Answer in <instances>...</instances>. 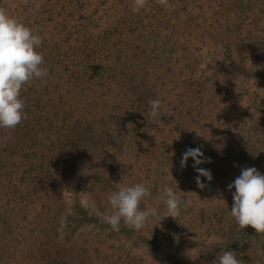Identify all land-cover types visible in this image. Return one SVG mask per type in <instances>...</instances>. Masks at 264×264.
Instances as JSON below:
<instances>
[{
  "label": "trees",
  "instance_id": "16d2710c",
  "mask_svg": "<svg viewBox=\"0 0 264 264\" xmlns=\"http://www.w3.org/2000/svg\"><path fill=\"white\" fill-rule=\"evenodd\" d=\"M182 1L192 2L190 10L189 5L182 4L181 10L175 7L170 11L158 7L159 3H155L157 10L150 15L145 9L137 13L126 9L125 17L119 20L121 24L103 29H100L101 18L93 17L95 12L82 14L83 0L55 3L39 0L35 19H31L32 14L28 17L29 8H24L26 15L18 21L30 29L46 21L56 22L59 29L56 39L39 35L42 45L37 51L44 57L42 67L48 75L22 89L27 118L9 130V138L0 135V189L3 191V194L0 192V264H103L105 261V264H119L115 247L105 258L99 251L95 256L89 255L82 249L77 250L73 235L85 226L126 237L135 233L123 221L119 232L113 231L98 216V213L110 214L109 194L120 188L127 175L130 177L127 172L134 168L132 154L128 152L133 149L128 142L130 137L132 143L140 140L152 146L153 141L147 140H157L156 134L164 136L169 130L171 135L178 132L185 135L191 123L196 122L201 133L185 140L184 150L199 149L203 153L205 162L198 167L210 171L212 176L211 181L200 177L203 189L212 194L207 198L214 199L217 190L214 184L219 182L228 188L241 175L233 168L236 160L245 156L236 153L237 146L228 141L248 135L249 128L238 124L233 128L234 123L225 115L222 105L232 97L229 92L238 86L237 81L252 74L240 60L241 56L236 60L228 56L227 61L224 59L226 51L232 57L238 52L245 53L249 40L254 51L262 50L264 0ZM58 8L62 12L57 13ZM64 14L76 20L75 25L64 24L69 20L58 22ZM249 16H254L256 35L248 30ZM130 17H134L131 24L126 21ZM95 28L99 30L91 34ZM205 33L213 36V41L224 44L210 59V64L203 63L206 57H200L198 52H190L192 48L198 50V39L205 37ZM189 57L193 61L183 63ZM180 65L182 68L176 77L181 88L176 93L179 103L174 101L166 109L160 100V114L147 115L149 102L159 99L162 88V95L170 94V75L178 72L176 68ZM207 104L212 106L209 111ZM202 119L208 122L203 124ZM251 122H248L250 128L257 126L256 118ZM152 124L157 128L153 135ZM162 144L164 152L167 151L169 143L164 139ZM135 154L143 156L138 151ZM248 158V164L252 165L249 167L264 175L262 160H254V151L248 152ZM166 161L167 164L158 167L161 177L153 180L152 196L156 200L164 187L174 188L177 184L176 161L170 158ZM188 161L191 173L198 174L193 167L195 161L191 157ZM70 178L79 182L78 189L86 192L88 203L76 202L73 208L79 214L75 220L78 227H72V236L66 239L59 232L60 219L63 216L70 221L72 209L61 207L58 209L61 211H55L49 204L54 203L53 194L72 181ZM40 205L56 213L50 227L41 223L40 218L48 214L36 211ZM95 229H90L87 236ZM27 231L31 233L29 238ZM38 238L40 241H32ZM247 248L248 245L240 243L232 251L243 260L241 255ZM250 258H255L251 264H264V256Z\"/></svg>",
  "mask_w": 264,
  "mask_h": 264
},
{
  "label": "rangeland",
  "instance_id": "374dc122",
  "mask_svg": "<svg viewBox=\"0 0 264 264\" xmlns=\"http://www.w3.org/2000/svg\"><path fill=\"white\" fill-rule=\"evenodd\" d=\"M38 1L39 0H0V8L5 9L11 17L18 20L24 19L26 15L24 8L28 7L29 13L27 16L29 17V14H32L31 19H35ZM56 1L57 0H51V2L54 3ZM168 2L170 7L165 8L158 0H146V5L143 9L150 15L157 10L155 3L160 4L158 7L170 11L171 8L175 7L176 10H181L182 4L189 5V10L192 6L191 1L168 0ZM134 7L135 0H83V6L80 11L82 10L81 12L83 15H90L92 12H95L93 17H95L96 20L101 18L102 26L100 29H103L111 24H121L119 20L125 17L126 9H130L134 13H137V11L133 10ZM168 10L167 12H170ZM56 11L57 13L62 12L60 8ZM184 15L186 16V14L181 13V16ZM252 17L247 21V23H249L248 30L251 31L253 35H256V28L252 23ZM60 18L63 19L58 20L60 23L64 22V20H69L65 21L64 24L70 22V27L71 24L75 25L76 20L74 22L71 16L69 17L64 14V16ZM133 20L134 17H130L126 21L131 24ZM85 21L87 22L88 19ZM35 25L36 24L32 27L34 34L42 35L46 39L49 37L56 39L58 37L59 28L56 27V22L49 23L46 21L40 25ZM79 25H81L80 27L83 26L82 23H79ZM119 29L122 30V28ZM98 30L99 29L95 28L94 31L91 30L90 32L95 35ZM120 30L116 35L119 36L121 34ZM206 30L205 28L204 31ZM212 37L205 33V37L198 39V50L194 51V48L190 50L191 54H196L198 52V55H201L200 57H206L203 61V63L207 62L206 64H210V59L214 58L217 50L224 45L213 41ZM195 43L197 44V41H195ZM250 43L251 40H249V44ZM249 44L247 45L248 48L245 53L238 52L233 54V57L226 51L224 59V61H227L228 56L236 60L240 59L241 56L240 60L244 62V65L249 68L252 74L246 77L245 80L237 81L238 86L233 87L229 92L232 97L226 99L225 103L222 105L225 110V115L234 123L233 128L237 124L249 128H247V131H249L248 135L234 138L233 141H228L229 144L232 145L233 143L237 146L236 153L244 154L245 156V159L238 158L239 160H236L233 171L236 170L237 174H241L243 168L252 166L248 164L249 151H254L255 159H253L256 161L262 160L260 165L264 166V47H262V50L257 49L258 52H256ZM256 55L258 57H256ZM192 59L193 57H189L186 61L184 60L183 63L187 61L192 62ZM181 68L182 65L176 68L178 72L176 71L174 75H170L168 81V89L171 91L170 94L167 96L162 95L163 88L158 94L159 100H163V105L166 104V109L169 108L170 103L174 101L179 103L176 98V93L181 92V88L178 87L179 84L176 82V77L179 75L178 73ZM211 108L212 106L206 105L208 111ZM240 118H244V120L241 122ZM252 118L257 119V126L250 128L248 125L252 123ZM202 122L206 124L208 120L202 119ZM189 128L190 129H188L185 135L179 132L171 135L169 130H167L164 133L165 135L161 136L160 134H156L157 128L152 124L150 127L151 135L156 134L158 137L157 140H147V142L153 141L152 144L154 145L152 146L143 144V141L140 140H135L134 143H132V137H130L128 142L133 145V149L128 152L132 154L131 160L134 161V168L127 172V174H130V177L127 175L120 186L121 188L136 183H143L145 187L153 193L155 189L153 180L156 176L158 178L162 175V172L158 169L159 165L167 164V158L173 159L176 161L175 172L178 175L176 177L177 184L175 183L174 188L171 187L182 200L191 201L190 206L181 209V215L177 218L178 221L172 217L163 218L167 214L166 208L159 200L154 199L152 196L151 198H146L141 204V207L144 206L145 209H154L157 213L155 217L150 218L146 227L139 231L134 230L135 233L133 235L126 237L118 233L108 234L95 226H85L83 229H80V232L74 233L73 235V240L76 243L78 251L82 249L93 256L99 251L102 253L103 258H105L108 254H111L113 250L112 247H115V253L120 255H115V259L118 257L117 261L119 264H217V257L220 254L224 251H232L234 246L244 243L248 245L247 252L244 253L243 251L241 255L244 264H251L253 262L255 258L252 260L250 257H257L259 255L257 251L258 248H264V237L257 236L255 230L250 226L246 229H241L232 218L230 210L233 206L232 194L235 192V188L229 191V188L220 186L218 182L214 184V187L217 189L213 194L214 199L209 200L207 195H212L211 192L197 186L196 178L198 174H193V171L191 173L192 167L189 165V161H187L184 167H181V161L185 153L184 141L195 138V135L197 136L199 132L201 133V129L197 127L196 122H192ZM9 130L10 129L0 128V135L4 136L5 139L9 138ZM224 136L222 135L223 141H225ZM164 139L169 143V149L165 152L162 148ZM243 148H246L247 152L242 151ZM231 150L234 151V149ZM136 151L143 156L140 158V156L135 154ZM133 157L134 159H132ZM122 168L124 169L123 166ZM149 177L153 179L151 180ZM70 180L72 181L69 183L67 181V187L60 188L58 193L53 194L52 198L54 199V203L49 204L51 208L54 207L53 210L55 211H61L58 210L61 207L69 211L72 209V211L69 212V215H71L70 221H67L63 216L60 219V224L62 226L59 232L61 236L66 239L72 236V227H78L75 220L79 218V214L76 213L74 210L75 208H73L76 202L81 201V203L84 204L88 203L85 200L88 198L85 194L86 192L84 193V190L78 189L79 182L76 179L73 180L70 178ZM0 192L3 194L2 189H0ZM36 211H43L46 215L48 214L47 217L42 216L40 220L44 227H50V223H52L50 221L54 219L56 213L48 210L47 207L43 208L41 205ZM60 213L63 214V212ZM155 228H158V230H154ZM213 228L214 230L212 231ZM28 229L31 230V227H28ZM90 229L95 230L87 236V233L91 232ZM30 236L31 233L27 231V237L29 238ZM32 241L40 240L38 238ZM237 256L240 259L239 254ZM105 263L106 261L103 262V264Z\"/></svg>",
  "mask_w": 264,
  "mask_h": 264
},
{
  "label": "clouds",
  "instance_id": "9594fccd",
  "mask_svg": "<svg viewBox=\"0 0 264 264\" xmlns=\"http://www.w3.org/2000/svg\"><path fill=\"white\" fill-rule=\"evenodd\" d=\"M158 2L165 8L170 7L168 0ZM145 5L146 0H135L133 10L139 12ZM41 45L42 39L38 34H34L32 29L0 8V128L15 129L27 118L25 102L21 99L22 89L48 75L47 69L42 67L44 57L37 51ZM161 110V101L154 99L149 102L147 115L157 116ZM190 157L195 161L193 167L198 172L197 186L203 189L200 177L208 181L212 179L210 171L198 167L205 162L203 153L199 149H188L183 154L181 167L186 165ZM228 188L229 191L235 188L230 210L232 218L241 229L250 226L257 236L264 237V175L254 167H245ZM151 197L152 193L143 183L121 187L108 196L110 214L98 213V216L113 231L119 232L121 221L139 231L147 226L150 218L157 215L154 209L141 207L142 202ZM158 199L166 208L167 214L163 218L172 217L177 220L181 209L191 205L190 200H182L172 187H164ZM257 251L264 256V248H258ZM217 264H244V261L238 258L237 253L229 250L217 257Z\"/></svg>",
  "mask_w": 264,
  "mask_h": 264
}]
</instances>
